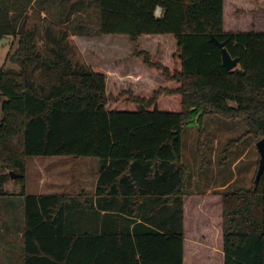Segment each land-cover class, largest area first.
Wrapping results in <instances>:
<instances>
[{
  "label": "trees",
  "instance_id": "obj_1",
  "mask_svg": "<svg viewBox=\"0 0 264 264\" xmlns=\"http://www.w3.org/2000/svg\"><path fill=\"white\" fill-rule=\"evenodd\" d=\"M90 1L66 0V15ZM34 3L11 19L0 8V38L15 39L8 59L17 66L0 69V196L10 170L23 186L27 157H90L98 175L93 193L21 191L23 264H185L182 127L199 124L200 155L207 115L244 116L264 137V31H225L224 0H99L96 21L79 19L72 32L44 19L30 27ZM73 34L126 37L137 59L128 71L154 75H128L123 88L117 79L108 92L112 75L84 61ZM211 34L237 67L222 66ZM150 35L175 39L170 62L137 45ZM221 197L222 263L264 264V171Z\"/></svg>",
  "mask_w": 264,
  "mask_h": 264
},
{
  "label": "rangeland",
  "instance_id": "obj_2",
  "mask_svg": "<svg viewBox=\"0 0 264 264\" xmlns=\"http://www.w3.org/2000/svg\"><path fill=\"white\" fill-rule=\"evenodd\" d=\"M29 6L31 2L29 4L25 0L16 2L8 0L2 3L0 8L8 10L7 15L11 19L19 14H25ZM90 6H95L96 14L99 13V0H91ZM92 9L91 7L82 10L80 14L89 15ZM38 10L40 12H34L28 19L30 27L39 25L42 19L56 23L49 13ZM225 10L227 31L264 29V0H226ZM76 16L77 14L74 19ZM87 18L92 22L96 21V16L93 18L92 14ZM61 26L66 27L69 32L72 30L69 25L61 24ZM115 37L85 39L71 35L84 61L89 65L104 68L108 74L120 80V87L123 88L126 87L123 81L129 79L121 75L125 74L137 62V59L132 55L133 44L124 36ZM7 38V41H0V69H17V66L8 59L9 54L16 47L15 39ZM171 40V37L142 38L137 45L154 52L160 50L161 56L166 58L168 52L174 47ZM114 82L111 78L108 79V92L112 91ZM247 128L244 116L233 119L216 115L204 116L201 134L202 154L200 155L197 144L199 124L195 121L182 127L181 159L188 170L186 180L188 195L184 198L185 264H223V257L220 259L218 255L221 251V190L224 187L250 188L258 166L259 153L255 144L261 137L253 136ZM50 157L52 156L26 158L25 188L28 192H40L38 186L40 175L44 176L46 183L60 185L62 190H68V192H76V187L82 185L86 192L93 191L98 173L96 159L61 156L48 161ZM39 161L43 164L40 168L37 167ZM2 171L3 167L0 166V172ZM4 189L9 193V197L3 200L10 201L11 206L0 204V207L6 212L9 210L13 213L18 225L22 224V208L19 207L22 204L21 182L14 180L8 185L4 184ZM2 212L0 210V214ZM195 247L198 249H193ZM20 248L21 243L12 248L11 259L14 258L15 262L21 260ZM7 249L8 247L5 248Z\"/></svg>",
  "mask_w": 264,
  "mask_h": 264
},
{
  "label": "crops",
  "instance_id": "obj_3",
  "mask_svg": "<svg viewBox=\"0 0 264 264\" xmlns=\"http://www.w3.org/2000/svg\"><path fill=\"white\" fill-rule=\"evenodd\" d=\"M34 2H35V0H32L31 5H33V4L35 5ZM90 4H91V1L79 3L78 5L76 4L75 9L69 15H66V10H65L66 0H38V3L36 6H38V8L41 11H43L44 13H46V14L49 13L50 17L52 18L53 21L58 22V23H62V24L67 25V26L69 25V27H71V29H72L71 30V32H72L73 30H78L79 27H78L77 21L79 19L91 21V19H89L87 17L91 14L93 15V18L96 16L95 6H90ZM225 6H226V0H224V6H223V22H224L223 27H224V30L227 31L225 29V19L227 21ZM91 7L93 8L92 12H90L91 14L86 15V16H82L80 14L82 10H85V9L91 8ZM160 12H161V9L159 7L156 8L155 14L157 16L160 15ZM75 14H77V16L74 19ZM63 18H66V19L64 20ZM228 26H230V25L228 24ZM230 27L232 28V26H230ZM238 30L239 31H249L246 29H244V30L238 29ZM251 30L264 31L263 28H255V29H251ZM229 31L234 32L235 30H233V31L229 30ZM157 37H160V38L161 37H168V38L171 37L172 38L171 43L173 44V46H175V43H176L175 39L172 36H168V35H166V36L165 35H150V36L144 37L143 39H154V38L156 39ZM147 50H150V49L148 48ZM152 52H154V51H152ZM167 57H169V55ZM163 61H166L167 63L170 62V60L168 58H164ZM118 74H120V73H118ZM136 74H137V76H141L142 78L145 76L147 79L151 78V75H154V74H150V73H146V74L142 73L141 70L137 71V72H132L129 70L125 74H123V75L120 74V75L124 76V77H128V75H130L134 79H136V77H137ZM110 78L114 79L116 83L118 82L117 78H115L114 76H110ZM139 84L141 85L143 83H137L136 85L133 83V86L138 88ZM56 157L59 158L61 156H52V157L48 158V161H50L52 158H56ZM38 164H39V166H37L38 168H40L41 165H43L42 161H39ZM96 178H97V176H96ZM44 179H45L44 176H42V175L39 176L38 186H39L40 192L38 191L36 193H30L25 188V180H26V170H25V179H24V183L22 186V188H23L22 190L26 194H35V195H39V194H43V193L60 194L63 191H66V190H62L63 188L60 185H57L54 183L49 184L48 182L46 183ZM14 180H17V179H9L4 184L8 185L9 183H12ZM3 187H4V185H3ZM76 188H77L76 191H79V189L80 190L83 189V185L77 186ZM94 189H95V185H94V187L92 189L93 191L91 193L94 192ZM21 196H22V202H21L22 204H20L19 207L22 208V216H23L24 196L22 194H21ZM8 197H9V193L6 195L0 196V204L11 206L10 201L5 202V200H3V199H8ZM0 210L3 211L0 214V264H23L22 235H23V230H24V227H23L24 221L22 224L18 225L16 218L13 216V213H11L9 210L6 212L1 207H0ZM184 242H186V241H184ZM18 243H21V248H20L21 249L20 250L21 260H18L17 262H15L14 258L11 259V257H13L12 248L15 247ZM6 247H8L7 250H5ZM185 247H186V245H185ZM193 249H198V248L195 247ZM218 255H219V258L221 259L223 257L222 251H220V254H218Z\"/></svg>",
  "mask_w": 264,
  "mask_h": 264
},
{
  "label": "water",
  "instance_id": "obj_4",
  "mask_svg": "<svg viewBox=\"0 0 264 264\" xmlns=\"http://www.w3.org/2000/svg\"><path fill=\"white\" fill-rule=\"evenodd\" d=\"M211 40L217 45L221 54V63L226 70H231L238 66V58H233L227 51L224 42L219 41L214 35H210ZM7 41V37L0 38V41ZM256 148L259 153L258 166L254 176V184L259 181L261 174L264 171V137L256 141ZM10 179H16L22 176V174L16 173L13 170L8 171Z\"/></svg>",
  "mask_w": 264,
  "mask_h": 264
}]
</instances>
